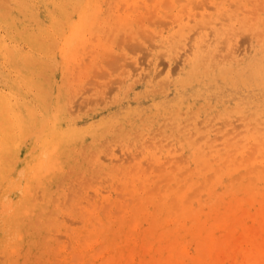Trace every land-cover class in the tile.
I'll list each match as a JSON object with an SVG mask.
<instances>
[{"label":"rangeland","instance_id":"374dc122","mask_svg":"<svg viewBox=\"0 0 264 264\" xmlns=\"http://www.w3.org/2000/svg\"><path fill=\"white\" fill-rule=\"evenodd\" d=\"M165 1L0 0V264L264 258V0Z\"/></svg>","mask_w":264,"mask_h":264},{"label":"bare ground","instance_id":"6f19581e","mask_svg":"<svg viewBox=\"0 0 264 264\" xmlns=\"http://www.w3.org/2000/svg\"><path fill=\"white\" fill-rule=\"evenodd\" d=\"M31 1V0H30ZM168 1V0H167ZM167 1H165V2H167ZM177 1V0H176ZM178 2H179V0H178ZM8 3V2H7ZM165 4H170V3H165ZM151 17H152V15H151ZM151 17L149 18V19H151ZM158 22V21H157ZM160 23V22H159ZM163 25H164V23H163ZM165 26V25H164ZM200 27H202V26H200ZM203 28H205V27H203ZM229 34V33H228ZM78 36V33L75 31V28L74 29H72L71 30V33H70V35L69 36H67L66 38H65V42L67 43V42H69L70 41V38H75V37H77ZM127 38V37H126ZM129 39V38H128ZM127 42H129V40L127 41ZM130 43V42H129ZM7 44H9V43H7ZM134 45H136L135 43H134ZM206 48V47H205ZM4 49L6 50V51H14L13 49H9L8 47H7V45H5L4 46ZM129 49V48H128ZM137 49V48H136ZM140 49V48H139ZM230 50H231V48H230ZM142 51V50H141ZM143 51H144V49H143ZM142 51V52H143ZM232 52V51H231ZM94 53V52H93ZM218 55L220 56V54H219V52H218ZM230 54H228V56H229ZM109 58H110V56H109ZM111 58H114V57H111ZM116 58H118V57H116ZM224 59H225V56L223 57ZM115 59V58H114ZM119 59V58H118ZM122 59V58H121ZM223 59V60H224ZM117 60V59H116ZM103 61H105V60H103ZM115 61V60H114ZM175 61V60H174ZM220 61V60H219ZM100 62V61H99ZM221 62V61H220ZM105 63V62H104ZM126 63H128V62H126ZM130 63V62H129ZM175 63H177L176 61H175ZM116 64V67H117V62L115 63ZM99 65V64H98ZM205 65V64H204ZM203 65V66H204ZM125 66V65H124ZM207 67V66H206ZM205 68V67H204ZM110 69V68H109ZM137 69V68H136ZM175 69H176V66H175ZM172 70H174V67H173V69ZM171 70V71H172ZM208 70V69H207ZM102 73V72H101ZM172 73V72H171ZM209 73V72H208ZM107 75V74H106ZM105 75V76H106ZM209 75V74H208ZM97 76V75H96ZM91 78V77H90ZM106 78V77H105ZM143 78V77H142ZM153 79H154V77H153ZM142 80H144V79H142ZM111 81V80H110ZM123 81V80H122ZM154 81V80H153ZM138 82V81H137ZM167 82V81H166ZM158 83H160V82H158ZM157 83V84H158ZM171 83V82H170ZM94 84V83H93ZM95 84H97V83H95ZM94 84V85H95ZM102 84V83H101ZM261 84V83H260ZM108 85V84H107ZM111 85V84H110ZM161 85V84H160ZM182 86V85H181ZM162 86H159V88H161ZM166 87H167V84H166ZM106 88H107V86H106ZM110 88V87H109ZM164 88V87H163ZM163 90V89H162ZM103 91V90H102ZM154 91V90H153ZM105 93V92H104ZM27 97V96H26ZM12 101V99L10 98V95H8V94H0V130L1 131H3V130H5V128H6V126L8 125V126H10L7 130H6V133H7V135H9L10 134V128H11V125L13 124L12 122L13 121H15V124H16V122L18 123V121H19V118H20V116H19V114H18V109H19V107H18V105L16 104V102L14 101V102H11ZM89 103V102H88ZM84 104H86L85 102H84ZM83 104V107L85 106ZM78 105V104H77ZM199 105H201L200 103H199ZM79 107V106H78ZM81 109V108H80ZM72 114V113H71ZM190 114V113H189ZM192 114H193V112H192ZM192 117H193V115H192ZM170 120V119H169ZM164 121V120H163ZM10 123H11V125H10ZM20 123H18L17 125H19ZM177 128V127H176ZM182 129V128H181ZM180 130V129H179ZM194 135V134H193ZM192 136V135H191ZM177 137V136H176ZM5 138L7 139L8 138V136H5ZM25 139V138H24ZM8 141V140H7ZM26 145V144H25ZM149 147V146H148ZM23 148V147H22ZM33 149V148H32ZM31 149V151H33ZM22 151V150H21ZM7 152V150H6V148H5V142H3L2 140H0V155H3V157H4V153H6ZM19 152H20V150H19ZM45 154V153H44ZM42 156H45L46 157V155H42ZM8 159V158H7ZM63 159V158H62ZM45 160V159H44ZM3 160H1L0 159V165H2L3 163ZM15 163V162H14ZM18 163V162H17ZM69 163V162H68ZM63 168V167H62ZM18 173V172H17ZM16 179V178H15ZM48 180V179H47ZM36 188V187H35ZM21 191V190H20ZM19 191V192H20ZM16 193V192H15ZM21 193V192H20ZM20 195V194H19ZM16 197V196H15ZM34 197H35V194H34ZM13 198V197H12ZM32 201H33V198H32ZM31 201V202H32ZM1 210V209H0ZM3 211V210H2ZM9 211V210H8ZM16 222V221H15ZM10 223H11V221H10ZM1 224V223H0ZM2 225V224H1ZM8 225V224H7ZM10 225H12V224H10ZM260 225H262L261 223H260ZM3 226V225H2ZM250 229V227L247 229V231ZM252 229V228H251ZM250 229V232H252V230ZM255 232V231H254ZM256 233H258V231L257 232H255V234ZM240 235V234H239ZM219 238H220V236H218ZM217 237V238H218ZM237 237H238V235H237ZM237 237L235 236V240H237ZM239 238V237H238ZM233 239V240H234ZM234 240V241H235ZM248 240V239H247ZM218 241V239L215 241V243ZM203 241H198L197 242V245H196V248H197V246L199 245V243H200V245H201V243H202ZM219 242V241H218ZM236 242V241H235ZM214 243V244H215ZM203 244V243H202ZM262 244H263V246H264V241L262 242ZM199 247V246H198ZM237 247V246H236ZM243 247V246H242ZM187 248V247H186ZM227 248H229V247H227ZM199 249V248H198ZM220 249V248H219ZM242 249V248H241ZM246 249V248H245ZM244 249V250H245ZM221 250V249H220ZM243 250V249H242ZM194 251H195V249H194ZM215 251H217L218 252V249L216 250H214V252ZM223 251V250H222ZM200 252V251H199ZM201 252H203V251H201ZM220 252V251H219ZM218 252V253H219ZM243 252V251H242ZM196 253H198V251L196 252ZM195 253V254H196ZM216 253V252H215ZM220 253H223V252H220ZM176 254H178L177 256H179V252H176L175 254H174V256L176 255ZM233 254V253H232ZM168 254H165L164 256L165 257H163V259L164 258H166V257H168L167 256ZM198 255H200L201 256V254H199L198 253ZM206 255V254H205ZM204 254L202 255V256H205ZM234 255V254H233ZM232 255V256H233ZM177 256H175V257H177ZM219 256V255H218ZM220 256H222V254H220ZM260 256V255H259ZM207 256H205V258H206ZM234 257V256H233ZM238 257H240L241 258V256L239 255ZM237 257V258H238ZM179 258V257H178ZM222 258H224V257H220L219 259H220V261H222ZM240 258L238 259V260H240ZM244 258V257H243ZM186 259V258H185ZM257 259H258V254H257ZM189 260H190V258H189ZM261 260V259H260ZM263 261H264V258L262 259ZM262 260L259 262V261H252V258H249V260L248 261H250V264H260V263H262ZM184 262H185V260H184ZM175 263V262H174ZM197 262L195 261V264H196ZM245 263V258H244V261H243V264ZM190 264V263H189ZM230 264H233L232 262H230ZM248 264V263H247ZM264 264V263H263Z\"/></svg>","mask_w":264,"mask_h":264}]
</instances>
